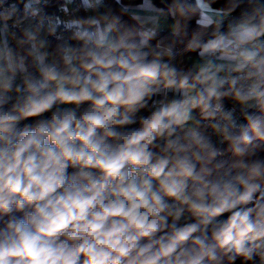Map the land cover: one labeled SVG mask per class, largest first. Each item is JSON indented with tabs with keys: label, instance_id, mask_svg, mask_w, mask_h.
<instances>
[{
	"label": "clouds",
	"instance_id": "obj_1",
	"mask_svg": "<svg viewBox=\"0 0 264 264\" xmlns=\"http://www.w3.org/2000/svg\"><path fill=\"white\" fill-rule=\"evenodd\" d=\"M81 3L0 2V264H264V0Z\"/></svg>",
	"mask_w": 264,
	"mask_h": 264
},
{
	"label": "crops",
	"instance_id": "obj_2",
	"mask_svg": "<svg viewBox=\"0 0 264 264\" xmlns=\"http://www.w3.org/2000/svg\"><path fill=\"white\" fill-rule=\"evenodd\" d=\"M116 2H119V0H115ZM63 6L67 7V8H71V2L70 0H63ZM105 4L113 7V5H111L108 0H105ZM122 9H126L128 10L131 14L140 16L142 18H144L146 21H148L150 19V17H152L154 15V8L155 7H160L158 5H156L152 0H142L139 3H122L121 4ZM114 8V7H113ZM81 13L76 11V10H72L71 16L69 19H71L73 16H81ZM85 14H88L85 12ZM124 20L127 21L128 23H132V21H130L128 19V16L126 15L124 17ZM171 24V20H168L167 22L161 20V25H162V29L163 30H167L168 26ZM3 36L0 35V39H2Z\"/></svg>",
	"mask_w": 264,
	"mask_h": 264
},
{
	"label": "built area",
	"instance_id": "obj_3",
	"mask_svg": "<svg viewBox=\"0 0 264 264\" xmlns=\"http://www.w3.org/2000/svg\"><path fill=\"white\" fill-rule=\"evenodd\" d=\"M43 0H26L22 2H18L17 0H0L2 2V5L4 8H10V7H17V8H24L26 4H31L34 8H39L41 2ZM71 2V8L62 7L60 11H58L55 14L48 15L45 17H51L52 20L59 25L57 31H63V22H66L69 20L72 10H76L78 12H81L82 10L85 12L84 6L81 3V0H70ZM66 9V10H65Z\"/></svg>",
	"mask_w": 264,
	"mask_h": 264
},
{
	"label": "trees",
	"instance_id": "obj_4",
	"mask_svg": "<svg viewBox=\"0 0 264 264\" xmlns=\"http://www.w3.org/2000/svg\"><path fill=\"white\" fill-rule=\"evenodd\" d=\"M18 2H22V1H26V0H17ZM142 0H119V2H116L115 0H108V2L113 5V7L115 9H122L121 4L122 3H139ZM156 5L160 6V7H165L168 3V0H152ZM194 0H189V3H193ZM63 0H43L39 6V9L41 10L42 15L48 16V15H52L57 13L58 11H60V9L63 6ZM81 16L86 15L85 12L82 10L80 12ZM125 17V16H124ZM195 26V21H193L189 27H194ZM169 36V32L168 29L167 30H162L160 32V37H168ZM153 43H155V41H153Z\"/></svg>",
	"mask_w": 264,
	"mask_h": 264
}]
</instances>
